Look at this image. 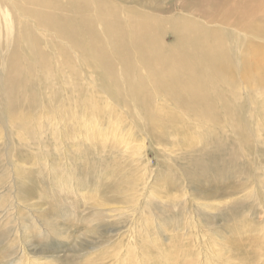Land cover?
Masks as SVG:
<instances>
[{
  "label": "rangeland",
  "instance_id": "rangeland-1",
  "mask_svg": "<svg viewBox=\"0 0 264 264\" xmlns=\"http://www.w3.org/2000/svg\"><path fill=\"white\" fill-rule=\"evenodd\" d=\"M107 1L117 25L135 16L131 6L150 21L183 15L218 32L234 52L231 72L251 50L264 54V0ZM11 12L0 9V264H264V81L262 95L250 91L264 58L260 70L237 72L232 124L220 107L195 123L133 53L149 108L116 83L120 72L109 82L102 60L79 54L46 20L35 28ZM161 39L176 43L168 30ZM34 46L48 61L46 81ZM59 183L77 193L69 205Z\"/></svg>",
  "mask_w": 264,
  "mask_h": 264
},
{
  "label": "bare ground",
  "instance_id": "bare-ground-1",
  "mask_svg": "<svg viewBox=\"0 0 264 264\" xmlns=\"http://www.w3.org/2000/svg\"><path fill=\"white\" fill-rule=\"evenodd\" d=\"M152 2L160 6L162 0H152ZM113 4L112 1L107 0H66L65 5L60 6L52 0H0V9L8 17H15L11 9L20 19L25 16L30 17L34 27V21L46 20L47 26L71 42L79 54L89 53L93 59L102 60L100 66L104 69L109 82L114 84L116 73L120 72L123 81L117 78L116 83L119 82L120 86L125 83L134 88L133 94H142L144 99H147L145 102L147 107L151 93L143 87V81L137 75V66L130 62L132 53L136 56L138 64L146 69L147 79L154 83L153 87L168 101L182 107L191 117L192 122L212 120L213 113L216 112L218 115V107H220L224 113L222 118L232 124L238 108L236 102L241 96L238 94V84L235 79L239 80V78L236 76L250 72L252 68L260 70L263 67V52L251 50V54L244 60L243 71L231 72L225 62L228 61L231 66L230 59L235 57L234 52L231 50L230 53V48L223 46L222 36L218 32L206 29L197 20L183 15L171 16L169 19L156 16L150 21L146 18L144 10L135 12L131 6L129 12L134 13L135 16L125 17L117 25L113 23L114 15L109 11ZM166 30L176 37L173 46H166L161 39ZM106 41L116 44L106 47L103 45ZM3 43L4 41H0V48ZM109 48L127 65L122 68V63L117 61L115 67L112 61L111 63L106 61ZM69 50L72 51L71 48ZM32 52L38 62L42 79L46 81L49 71L48 61L35 46ZM10 64L16 67V61H11ZM3 68V73L9 68L6 58L3 60ZM58 71L61 74L63 69L60 67ZM121 71H125L126 74L122 75ZM261 81H264L263 75L251 77L250 84L253 85L251 93L256 91L262 95V87L259 84ZM6 113L10 112L6 111ZM154 114L156 115L152 111V119ZM260 130L264 128H259ZM57 191L65 197L67 205L77 194L73 193L71 187L61 183L57 184ZM83 198L86 199L85 196ZM35 225L31 224L30 231ZM3 238H6V235L0 234V246L4 244ZM23 254L25 251L21 255Z\"/></svg>",
  "mask_w": 264,
  "mask_h": 264
}]
</instances>
